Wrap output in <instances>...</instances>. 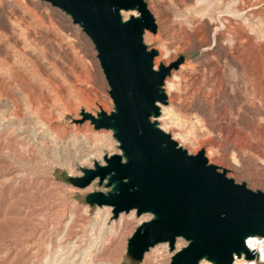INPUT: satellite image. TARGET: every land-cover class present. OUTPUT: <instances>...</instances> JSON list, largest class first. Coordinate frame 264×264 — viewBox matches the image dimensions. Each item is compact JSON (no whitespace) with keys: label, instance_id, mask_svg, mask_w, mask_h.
<instances>
[{"label":"rangeland","instance_id":"rangeland-1","mask_svg":"<svg viewBox=\"0 0 264 264\" xmlns=\"http://www.w3.org/2000/svg\"><path fill=\"white\" fill-rule=\"evenodd\" d=\"M146 2L157 30L143 40L158 50L156 67L184 55L165 78L158 124L264 191V0ZM130 13L138 14L122 11ZM108 88L91 39L69 14L47 0H0V264H167L126 250L151 215L114 218L85 200L104 184L67 180L120 152L111 129L75 120L82 108L110 112Z\"/></svg>","mask_w":264,"mask_h":264},{"label":"water","instance_id":"water-1","mask_svg":"<svg viewBox=\"0 0 264 264\" xmlns=\"http://www.w3.org/2000/svg\"><path fill=\"white\" fill-rule=\"evenodd\" d=\"M68 13L91 39L108 84L113 109L93 113L81 109L77 122L112 130L120 152L103 155L81 174L67 180L79 188L92 181L104 184L85 194L91 205L111 206L112 217L135 210L148 212L127 240L128 254L141 260L160 242L175 248L177 237L187 242L168 264H231L233 254L251 258L247 235L264 236V191L227 175L209 162L204 149L189 152L157 120L166 103L165 78L184 60L179 54L155 67L158 50L143 40L157 24L146 0H47ZM138 14L127 17L123 10Z\"/></svg>","mask_w":264,"mask_h":264},{"label":"built area","instance_id":"built-area-1","mask_svg":"<svg viewBox=\"0 0 264 264\" xmlns=\"http://www.w3.org/2000/svg\"><path fill=\"white\" fill-rule=\"evenodd\" d=\"M178 238H182V237H178ZM178 238L175 241L174 249H170L168 243H158L155 246H153V248L149 249L148 251L151 252L150 255L152 256L153 260L165 259L168 264L175 250L181 248L186 244V243H182V245H179ZM244 243L249 250L254 252L253 257L247 258L243 252H241L240 255L234 253L231 264H264V236L259 234L247 235L244 238ZM203 261L206 262L207 264H212L210 261L206 259H202L200 261V264H203Z\"/></svg>","mask_w":264,"mask_h":264},{"label":"bare ground","instance_id":"bare-ground-1","mask_svg":"<svg viewBox=\"0 0 264 264\" xmlns=\"http://www.w3.org/2000/svg\"><path fill=\"white\" fill-rule=\"evenodd\" d=\"M130 11H131V12H134V11H136V10L133 9V10H130ZM67 14H68V13H67ZM134 14H135V13H134ZM69 16H70V15H69ZM75 23H76V22H75ZM77 24H78V23H77ZM78 25H79V24H78ZM79 26H80V25H79ZM80 27H81V26H80ZM145 31H146V30H145ZM148 31H149V30H148ZM154 64H155V67H156V63H155V62H154ZM156 68H157V67H156ZM165 92H166V89H165ZM168 93H169V92L167 91V92H166V95H168ZM162 104H163V103L160 104V110H162ZM106 112H107V111H106ZM99 207H111V206H109V205H102V206H99ZM133 210H134V209L130 210V213L133 212ZM145 214L151 215L150 213L145 212V213H142L140 216H143V215H145ZM119 217H120V215H119ZM119 217H118V218H119ZM177 238H178V237H177ZM182 238H183V237H182ZM160 243H168V242H160ZM154 246H155V245H154ZM151 248H153V246L150 247L149 249H151ZM149 249H148V250H149ZM148 250H147V251H148ZM147 251H146V253H147ZM146 253H145V254H146Z\"/></svg>","mask_w":264,"mask_h":264}]
</instances>
